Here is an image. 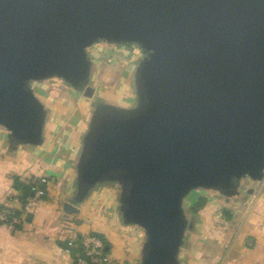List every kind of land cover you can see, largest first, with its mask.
Returning <instances> with one entry per match:
<instances>
[{"label":"water","instance_id":"water-1","mask_svg":"<svg viewBox=\"0 0 264 264\" xmlns=\"http://www.w3.org/2000/svg\"><path fill=\"white\" fill-rule=\"evenodd\" d=\"M100 43L141 55L130 107L97 97ZM49 81L87 105L65 209L112 188L116 221L142 232L136 264H183L192 195L242 202L264 181V0H0L9 153L48 144Z\"/></svg>","mask_w":264,"mask_h":264},{"label":"crops","instance_id":"crops-1","mask_svg":"<svg viewBox=\"0 0 264 264\" xmlns=\"http://www.w3.org/2000/svg\"><path fill=\"white\" fill-rule=\"evenodd\" d=\"M44 93L41 96L50 104L51 98ZM80 109L86 123L84 97ZM53 122L49 124L51 130ZM84 126L74 127V134L78 135ZM58 129L57 124L44 147L20 146L15 153H9L5 132L0 128V207L9 211L23 208L14 187V175L47 182L44 196L42 193L19 223L0 222V264H75L68 249L78 246L85 235L93 232L108 242L105 264H136L142 232L116 221L115 202L112 213L108 211L107 206L110 208L114 199L112 188L97 189L77 212L65 209L74 192V152L67 150L64 156L57 153ZM204 196L206 204L192 216L193 228L188 231L182 250L183 264H264V184L250 194L254 198L247 197L242 202L225 198L219 201L215 194ZM237 204L240 209L232 208Z\"/></svg>","mask_w":264,"mask_h":264},{"label":"rangeland","instance_id":"rangeland-1","mask_svg":"<svg viewBox=\"0 0 264 264\" xmlns=\"http://www.w3.org/2000/svg\"><path fill=\"white\" fill-rule=\"evenodd\" d=\"M91 53L95 57L97 63V71L94 76V85L98 94L97 97L118 106L130 107L135 104V96L133 93L135 86L133 78L136 66L135 64L138 57H141L138 50H131L130 48L119 49L105 43H100L93 47ZM38 88L41 94H45V91L46 95L51 98L49 99L51 106L56 105V107L54 106L55 117L53 120V129H49V135L54 131L56 125L58 124L59 129L55 138L58 149L57 153L61 156H64V153H66L67 150H70V152L73 153L76 149V145L71 146L70 143L73 141L75 144L77 136V134H74L76 131H74L73 128L79 126L80 124H86L84 123V116L81 115L80 112L83 94L75 92L65 83L60 81H49L40 84ZM42 98L44 99V97ZM84 100L86 99L84 98ZM44 181L46 182L45 179ZM262 184H264V181ZM250 186L254 187L256 190L258 184H247L243 188V192H246V188H249ZM101 188L102 187L98 189ZM215 196L219 201L225 200L221 195L215 194ZM248 197L250 200L254 198L250 195ZM200 198H205L204 194L198 193L188 198L186 205L190 218L194 215V213H197L193 212L192 208ZM113 204L114 199L112 200V206H110V208L107 206L108 211L111 213ZM230 205L232 206L231 203ZM238 205L239 204L236 206L233 205L232 208L238 210L241 208V205H239V207ZM223 210L226 212V208H223ZM236 216L239 215L237 214Z\"/></svg>","mask_w":264,"mask_h":264},{"label":"built area","instance_id":"built-area-1","mask_svg":"<svg viewBox=\"0 0 264 264\" xmlns=\"http://www.w3.org/2000/svg\"><path fill=\"white\" fill-rule=\"evenodd\" d=\"M42 191L37 189L34 196L31 197L22 208V214L20 216H10L8 210H0V222L17 224L24 218L27 212L32 208L34 202L41 196ZM84 256H78L75 264H105L107 262L106 257V245L103 240L92 234L85 235L81 239ZM69 250V249H68Z\"/></svg>","mask_w":264,"mask_h":264},{"label":"trees","instance_id":"trees-1","mask_svg":"<svg viewBox=\"0 0 264 264\" xmlns=\"http://www.w3.org/2000/svg\"><path fill=\"white\" fill-rule=\"evenodd\" d=\"M13 181H14L15 189L19 191L18 197L22 204H25L31 197H33L37 189H40L42 191L43 196H44V192H46L47 182H45L43 179L35 178V179L23 180L19 175H14ZM205 204H206V199L200 198L199 201L192 208L193 212H198L201 208L204 207ZM0 210H5V209L0 207ZM9 213L10 216H20L22 214V211L21 210L9 211ZM91 234L101 238L105 245L108 244L106 238L101 234L94 232ZM69 250L71 251L74 261H76L78 256H84L81 243H79L78 246H71ZM105 252H107L106 249Z\"/></svg>","mask_w":264,"mask_h":264}]
</instances>
